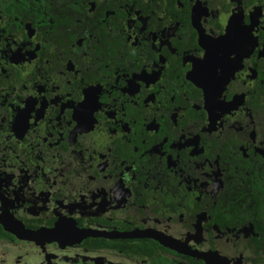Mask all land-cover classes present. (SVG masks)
Masks as SVG:
<instances>
[{"label": "flooded vegetation", "instance_id": "1", "mask_svg": "<svg viewBox=\"0 0 264 264\" xmlns=\"http://www.w3.org/2000/svg\"><path fill=\"white\" fill-rule=\"evenodd\" d=\"M0 264H264V0H0Z\"/></svg>", "mask_w": 264, "mask_h": 264}, {"label": "water", "instance_id": "2", "mask_svg": "<svg viewBox=\"0 0 264 264\" xmlns=\"http://www.w3.org/2000/svg\"><path fill=\"white\" fill-rule=\"evenodd\" d=\"M87 233L88 234H91V235H100V236H107V237H124V236H126V235H130L128 232H112V233H101V232H99V231H87ZM138 235H140V234H142V235H144V234H146V233H144V232H138L137 233ZM150 237H152V238H154V239H156V240H158L160 243H162L163 245H165V246H167V247H169V248H174V245L172 244V241H170V239L169 240H166V238H160L159 236H158V234H156V235H152V234H150L149 235ZM177 249V248H176ZM181 251V250H180ZM187 253H189V254H191V255H194V253L193 252H187ZM196 256L197 257H202V256H199V255H197L196 254ZM202 259H204L203 257H202ZM205 260V259H204Z\"/></svg>", "mask_w": 264, "mask_h": 264}]
</instances>
